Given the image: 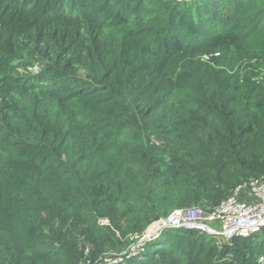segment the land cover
<instances>
[{"label":"trees","instance_id":"obj_1","mask_svg":"<svg viewBox=\"0 0 264 264\" xmlns=\"http://www.w3.org/2000/svg\"><path fill=\"white\" fill-rule=\"evenodd\" d=\"M263 175L264 0H0V264H264L143 238Z\"/></svg>","mask_w":264,"mask_h":264},{"label":"built area","instance_id":"obj_2","mask_svg":"<svg viewBox=\"0 0 264 264\" xmlns=\"http://www.w3.org/2000/svg\"><path fill=\"white\" fill-rule=\"evenodd\" d=\"M161 227L197 230L218 241L257 235L264 230V175L239 184L209 211L174 209ZM258 260L264 262V254Z\"/></svg>","mask_w":264,"mask_h":264},{"label":"clouds","instance_id":"obj_3","mask_svg":"<svg viewBox=\"0 0 264 264\" xmlns=\"http://www.w3.org/2000/svg\"><path fill=\"white\" fill-rule=\"evenodd\" d=\"M179 209H181V208H179ZM168 216V215H167ZM166 218V217H165ZM164 218V219H165ZM163 219V220H164ZM103 220H106V219H103ZM163 220H161V222L163 221ZM159 222V221H158ZM155 223H153L152 225H154ZM151 225V226H152ZM157 227H154L153 229H151L150 231H149V229L146 231V233L143 235V238H144V240H148L151 236V234L152 233H154L155 231H160V230H158V229H164V228H166L167 229V227H161V224L158 226V223H156L155 224ZM151 226H150V228H151ZM170 229H173V228H170ZM187 230V229H186ZM194 231H197V230H194ZM200 232V231H199ZM146 235V236H145ZM208 235V234H207ZM210 236V235H209ZM212 237V236H211ZM214 238V237H213ZM215 239V238H214ZM217 240V239H216ZM218 241V240H217Z\"/></svg>","mask_w":264,"mask_h":264},{"label":"rangeland","instance_id":"obj_4","mask_svg":"<svg viewBox=\"0 0 264 264\" xmlns=\"http://www.w3.org/2000/svg\"><path fill=\"white\" fill-rule=\"evenodd\" d=\"M22 74H25V72L24 73H22ZM225 199V198H224ZM104 222H106V221H104ZM156 223H158V226L161 224V221H159V222H156ZM155 223V224H156ZM151 229H153V228H150L149 227V231L151 230ZM158 230H161V229H158ZM157 233H158V231H155L154 233H152L150 236H152V235H157ZM134 235V234H133ZM133 235L132 234H129V237L132 239L133 238ZM139 244V243H138ZM132 250H133V247H132Z\"/></svg>","mask_w":264,"mask_h":264},{"label":"water","instance_id":"obj_5","mask_svg":"<svg viewBox=\"0 0 264 264\" xmlns=\"http://www.w3.org/2000/svg\"><path fill=\"white\" fill-rule=\"evenodd\" d=\"M157 227L155 224L151 226V228Z\"/></svg>","mask_w":264,"mask_h":264}]
</instances>
